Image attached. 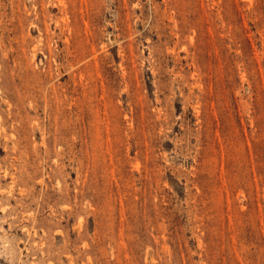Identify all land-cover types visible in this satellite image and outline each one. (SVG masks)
Instances as JSON below:
<instances>
[{
    "label": "rangeland",
    "instance_id": "374dc122",
    "mask_svg": "<svg viewBox=\"0 0 264 264\" xmlns=\"http://www.w3.org/2000/svg\"><path fill=\"white\" fill-rule=\"evenodd\" d=\"M0 264H264V0H0Z\"/></svg>",
    "mask_w": 264,
    "mask_h": 264
}]
</instances>
